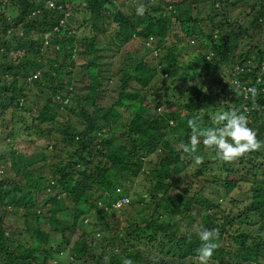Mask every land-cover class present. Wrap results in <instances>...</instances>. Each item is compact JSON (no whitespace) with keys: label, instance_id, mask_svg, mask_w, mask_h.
Masks as SVG:
<instances>
[{"label":"trees","instance_id":"obj_1","mask_svg":"<svg viewBox=\"0 0 264 264\" xmlns=\"http://www.w3.org/2000/svg\"><path fill=\"white\" fill-rule=\"evenodd\" d=\"M59 1L52 9L46 0H0V115L9 108L11 114L17 108L36 114L31 125L47 139L40 153L11 147L10 166L23 178H0V264H58L64 252L67 262L60 264H122L125 257L133 264H198L201 228L218 229L210 264H264V234L241 224L253 214L264 230V150L226 163L201 143L196 155L202 164L182 150L190 143L188 119L200 113L203 126H214L217 97L199 101L202 86L193 82L223 67L233 83L220 80L229 96H222L219 112L244 113L248 106L249 127L264 140V0H142L149 5L142 17L137 0L127 2L128 10L115 0ZM199 1L216 10L207 14L209 33L191 16ZM238 1L249 7L246 24L216 8ZM106 10L117 24V52L134 38L141 42L131 54L136 53L134 62L129 52L116 62L121 75L109 104L102 93L113 74L102 64L108 46L100 40L110 29ZM87 11L88 17L82 14ZM217 14L222 17L214 21ZM71 24L91 33L76 35ZM175 25L193 41L186 59L180 48L165 45ZM254 37L263 40L236 49L241 38ZM151 39L165 51L147 60ZM76 56L84 60L79 75ZM160 72L173 77L167 93L164 78L154 82ZM240 84L258 89L257 107ZM237 86L239 93L231 90ZM32 97L36 103L27 108ZM54 122L58 130L42 126ZM243 182L249 188L232 201H248L244 210L225 213L220 200ZM123 208L119 225L116 215ZM88 214L92 220L84 222Z\"/></svg>","mask_w":264,"mask_h":264},{"label":"rangeland","instance_id":"obj_2","mask_svg":"<svg viewBox=\"0 0 264 264\" xmlns=\"http://www.w3.org/2000/svg\"><path fill=\"white\" fill-rule=\"evenodd\" d=\"M78 2H80L81 0H76ZM178 2H180L181 0H177ZM116 5L118 6H122V9H127V2H123V0H115ZM215 7V4H214ZM216 8L219 12H225L226 14L229 15L230 19L232 18H237L238 20L244 22V24H246L245 22V17L244 14L248 13L249 7L246 8L245 5L242 4V2L237 3V5L235 6H229L224 8V5H220L218 6V4L216 3ZM244 8L245 12H244ZM128 10V9H127ZM209 13H216V10L213 12L211 11L210 8V3H208V1H199L198 3H195V5L193 6V9L191 11V16L192 18H196V21L198 23V26L200 27L201 30L205 31L206 33H209L208 27L211 24V21L209 20L207 14ZM84 14V16L88 17L89 16V12H85L82 13ZM104 14L106 15V20L108 22V28L109 31L107 32L106 36L102 40L103 44H107V48H103L102 52L106 55L105 57L102 58V64H106L107 69H108V74L112 75L113 77L109 79L108 81V85L106 88H104V93H102V102L104 104H109L114 100V97L116 95V90L114 87H117L119 85V81H118V77L121 75V73L119 71L116 70V66L118 64H116V62H119L121 55H125L129 52V56L128 57L131 62H134L135 58H136V53L134 55L131 56V54L133 53V50L135 49H139L141 42L138 41L137 38H134V40H131L130 42H128L126 44L125 47L121 48V50L119 52H117V48H115L114 45V41L115 40V33L113 32V29L117 26L116 22L112 19V13L109 10H106L104 12ZM129 14H132V12H130ZM80 15V14H79ZM142 17V16H141ZM222 17V15L217 14L215 17L214 21H218L220 20ZM72 27L75 26V34L79 35V34H90L91 32L89 27L87 29L86 28H82V27H78L74 24H71ZM173 31L170 35H168V37L166 38V42L165 45H175L176 47L180 48L182 50V53L180 54V58L181 59H186L187 58V54L191 53L192 50L191 48L187 47L188 43L192 44L193 41L192 39L188 38L187 36L184 35V32H182L179 28V26L175 25L173 27ZM178 33L181 35V37H178ZM174 34H176V36H174ZM121 38H123V36H120ZM114 40V41H113ZM152 40V46L154 49H157V45L154 46L156 44V41L154 39ZM261 40H263V38H258V37H254L251 39H247V38H241V40L238 42L237 44V50H243V48L247 47V45L253 44L256 45L257 43H259ZM117 43V41H116ZM152 46L150 47V49L152 48ZM111 47V48H110ZM264 48V47H263ZM158 50V56L155 57L152 52L149 51V53L146 54V59L150 60L151 58H158L160 55H162L165 51V48H160L157 49ZM143 52V51H141ZM83 59L79 58L78 56H76V60H75V69L77 70L75 73L76 74H82L84 71V65L83 63ZM109 65V66H108ZM230 72V69L227 67H223V70L221 68H217V70L213 73H207V76L202 77L201 80H195L193 82V85H201L202 86V90H200L199 93H197V95L199 96V101L201 99H205V97H207L208 95H210L212 98L213 97H217V101L215 102V107L216 109L214 110V113H218L219 110L222 108V103H220L222 101V96L226 95L229 96L228 94V90L225 88V86H223L222 84H220V80L222 78H224L227 83H233V81L231 79L228 78V75ZM75 75V74H74ZM76 75V76H78ZM87 75V74H85ZM224 76V77H222ZM79 78V77H77ZM87 77L85 76V79ZM158 78H164L165 81V85H164V89L167 93L168 90V83L170 82V80L173 78L172 76H168V75H164L162 72H160V75L157 76V78L154 79L155 84L159 85L158 83ZM189 82V81H188ZM237 82V80H236ZM188 84V83H187ZM186 84V86H187ZM37 89V93L38 96H41L40 91L38 90L37 87H35ZM77 91L79 92V94H84L83 91H81L80 89H77ZM219 93V94H218ZM39 98V97H37ZM31 100L28 101V103H26L27 108L28 107H32L34 106V104L36 103L35 97L30 98ZM177 100V99H176ZM101 103V102H100ZM204 104V102L202 103V105ZM245 104V103H244ZM202 111V109H201ZM11 108L7 109L4 111V113H1L0 115V156H4L5 157V161L0 159L2 163L4 164H0V178L2 177H10V178H23L20 175H18L17 173L14 172V169L11 168L10 164H11V159H9V155H10V150L11 147L13 149H15L17 152H20L21 154H31V153H36V152H41L43 147H46V143L47 140L46 138L42 139L43 137L38 136L37 130L35 128V126L31 125L32 119L36 116L32 115L29 113V111L24 110L22 108H17L15 109L14 113L11 114ZM33 113H37V110H33ZM13 115V118H11V116ZM28 126V127H27ZM42 126H46V127H52V128H56V130H58L57 124L54 122L52 124H45L43 123ZM263 139H264V132H263ZM50 150V146L47 147ZM155 158V156H153V159ZM38 165V164H37ZM37 165H34L33 168ZM196 167V165H195ZM238 168L240 169L241 173H245L247 172L246 167H244V164H239ZM194 165H192L191 167H187L186 168V174H191L194 171ZM45 171V170H44ZM207 176V175H206ZM202 179V178H201ZM200 179V181H201ZM188 181V179H187ZM240 187H238L237 189H234L233 191H231L230 195H227L225 198H223V200H220L223 208H224V212L225 213H231L234 216H236L238 213L242 212L244 210V206L248 203V201H237L236 203L234 201H232V198L236 197V198H241L242 192L246 191L249 188V184L248 183H240ZM197 185H195L196 188ZM129 188H131V186H128ZM134 188H131L130 192H132ZM210 189L209 187H206L205 190L203 191V193H205L206 195L210 194ZM130 196V195H129ZM131 197H129L130 199ZM123 210V211H122ZM126 214V211L123 209H121V211L119 213H117V217H118V221H119V225L123 223L124 220V215ZM91 214V213H89ZM88 214V216L84 219V222H87L88 220H92V216H90ZM117 221V222H118ZM249 221V222H247ZM241 224L242 226H244L245 230H252V232L254 234H264V230L259 229L260 223H259V218L256 215L253 214H249L248 218H243L241 219ZM114 226V225H113ZM195 227V224L191 227L192 229ZM96 232V231H94ZM96 237H101L102 232L100 230H97ZM104 233V232H103ZM99 235V236H98ZM67 257H68V253L64 252L62 254H60V258L58 261V264L62 263V262H67ZM50 264H54V261H51ZM253 264H255V262H253Z\"/></svg>","mask_w":264,"mask_h":264},{"label":"clouds","instance_id":"obj_3","mask_svg":"<svg viewBox=\"0 0 264 264\" xmlns=\"http://www.w3.org/2000/svg\"><path fill=\"white\" fill-rule=\"evenodd\" d=\"M125 1L128 2L129 0ZM46 2L48 3V0ZM55 3L54 7L51 6L52 9L57 8L60 1L57 0ZM148 7L149 5L142 2V0H137L135 6L136 14L143 16ZM36 12H38V9H34L32 15ZM48 36L49 33H46L45 38ZM157 49H154L153 46L151 48V52L155 57L158 56ZM231 90L236 93L240 92L239 86L234 89L231 88ZM246 92L250 93L253 107H257L258 89L250 87L246 89ZM211 122L214 126H203L204 118L203 114L200 113L187 121V125L191 129L190 143L184 144L182 150L188 156L194 158L197 164H202L204 161L202 156L196 155L198 145L201 143L205 148L215 153V158L226 163L237 162L242 158L249 157L254 152L264 150V140L258 137L256 130L249 127V119L246 114L238 112L236 109L218 112L211 115ZM197 235L201 241V245L197 249L198 264H210L214 251L219 246L216 242L218 239V229L201 228L197 231ZM122 264H133V261L125 257Z\"/></svg>","mask_w":264,"mask_h":264},{"label":"built area","instance_id":"obj_4","mask_svg":"<svg viewBox=\"0 0 264 264\" xmlns=\"http://www.w3.org/2000/svg\"><path fill=\"white\" fill-rule=\"evenodd\" d=\"M48 3H49V5L52 6V7H54V6L56 5L55 0H48ZM237 68L242 69V67H239V66H237L236 69H237ZM240 85H241V88H242L243 91H244V97L247 98V97H248V93L246 92V89H247V88H250V87H252V86H250V85H244V84H240ZM243 108H244V111H243L244 114H245V113L248 114V113H249V107H248V106H243ZM255 264H257V263L255 262Z\"/></svg>","mask_w":264,"mask_h":264}]
</instances>
